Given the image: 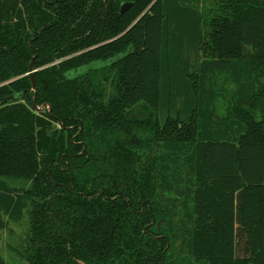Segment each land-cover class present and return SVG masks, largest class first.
I'll list each match as a JSON object with an SVG mask.
<instances>
[{
	"label": "trees",
	"instance_id": "1",
	"mask_svg": "<svg viewBox=\"0 0 264 264\" xmlns=\"http://www.w3.org/2000/svg\"><path fill=\"white\" fill-rule=\"evenodd\" d=\"M206 1L0 0V229L27 208V264H264V0Z\"/></svg>",
	"mask_w": 264,
	"mask_h": 264
},
{
	"label": "rangeland",
	"instance_id": "2",
	"mask_svg": "<svg viewBox=\"0 0 264 264\" xmlns=\"http://www.w3.org/2000/svg\"><path fill=\"white\" fill-rule=\"evenodd\" d=\"M199 4L205 5L208 3L206 0H198ZM183 55L181 61L188 59L192 62L193 52L192 43L188 39L186 34H183ZM179 60L175 59L173 61L174 68L170 71V87L173 91V99L177 102L178 107H184L187 113V95H186V85L184 82L183 73L185 72L182 64H186L184 61L182 64H178ZM177 65V67H176ZM184 71V72H183ZM183 105V101H185ZM18 180V179H16ZM23 183L21 181H16L15 185L20 186ZM25 184V183H24ZM6 228L0 230V255L5 259L7 264H27L25 259V239L28 234L29 226V215L27 208L23 210V213L18 220H12L6 218Z\"/></svg>",
	"mask_w": 264,
	"mask_h": 264
},
{
	"label": "water",
	"instance_id": "3",
	"mask_svg": "<svg viewBox=\"0 0 264 264\" xmlns=\"http://www.w3.org/2000/svg\"><path fill=\"white\" fill-rule=\"evenodd\" d=\"M131 5H132V2H130V1H125V2L121 3V6H120V14H123L124 12H126L130 8ZM35 71H36V69L34 68V57H32V59L30 60V63H29V69H28L27 75L30 78L31 86H32V89L34 90V92H35V81L33 79V74H34ZM11 101H14L13 97H11V96L10 97H6V98H4V99H2L0 101V105L8 104ZM33 102H34L35 107L38 110H42L44 108V106H45V104H43L41 106H37L36 105L35 95H34V101ZM48 108L50 109V106H48Z\"/></svg>",
	"mask_w": 264,
	"mask_h": 264
},
{
	"label": "crops",
	"instance_id": "4",
	"mask_svg": "<svg viewBox=\"0 0 264 264\" xmlns=\"http://www.w3.org/2000/svg\"><path fill=\"white\" fill-rule=\"evenodd\" d=\"M15 182H16V181L10 180V183H11L12 185H14V186H16V185H15ZM5 228H6V227H5ZM5 228L0 229V230H4ZM3 259H4V258H3ZM4 260H5V259H4ZM5 262H6V261H5ZM6 264H7V263H6Z\"/></svg>",
	"mask_w": 264,
	"mask_h": 264
}]
</instances>
